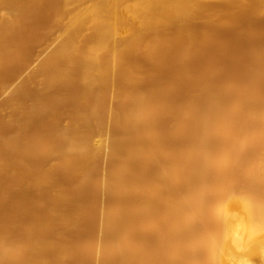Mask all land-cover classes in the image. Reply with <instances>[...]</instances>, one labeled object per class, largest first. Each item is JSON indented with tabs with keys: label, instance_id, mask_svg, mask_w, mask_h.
I'll return each instance as SVG.
<instances>
[{
	"label": "bare ground",
	"instance_id": "obj_1",
	"mask_svg": "<svg viewBox=\"0 0 264 264\" xmlns=\"http://www.w3.org/2000/svg\"><path fill=\"white\" fill-rule=\"evenodd\" d=\"M46 1L51 0H0V8L6 9V12L0 10L1 86L9 81L5 67L4 72L1 70L5 63L2 59L7 53L10 55L14 45H19L13 37H19L21 31L16 32L22 22L30 20L33 13L38 14L36 11ZM70 1L57 0L55 23L51 27L57 25L58 30H53L54 33L57 30L60 40L35 73L22 81L17 92L10 96L16 97L18 104H14L18 111L9 121L13 131L0 141L14 145L11 149L23 146L20 162L27 164L37 150L35 145L41 147L44 156L56 157L59 167L67 168L71 177L78 178L75 186L67 190L70 185L60 184L58 178L52 181L57 176L50 174L53 166H43L35 179L43 186L48 183L58 202H69L72 206H79L83 200L86 203L83 187L91 183L110 198L109 204L99 210L97 237L94 239V235V241L87 244L98 264H264V90H253L246 96L244 89L231 92L227 86L221 90L224 81L216 89L219 83L213 86L207 76L209 82L206 79L202 85L199 81L200 91L193 89L196 95L188 99L187 94L184 98L178 95L179 89L173 83L176 77L191 82L187 63L195 57L203 33L213 31L216 26L226 27L223 25L229 17L236 18L248 9L264 12V0H73L75 4L69 6ZM17 51L15 48L14 52ZM32 81L38 82L41 91L23 93L27 82ZM195 85L193 88H198ZM75 86L79 88L81 103L73 110L70 123L61 127L52 118L49 129L44 126V132L31 134L36 121L46 118L53 110L48 97ZM109 92L114 95V103L105 117L103 104ZM11 99L2 102L6 104ZM25 100L27 107H23ZM95 130L100 135L97 138ZM45 132L47 141L42 139ZM105 146L110 150V162L99 177L95 167L101 160L99 157L104 156L101 151ZM3 149L0 147V177L10 176V166L13 167ZM31 165L27 166L31 168ZM9 167V173H4ZM54 170L52 173H56ZM26 180L28 183L29 178ZM16 187L19 189L21 185ZM19 203L21 209L23 205ZM58 207L59 204L51 212L54 210L62 219L64 227H71L73 215ZM64 227L62 230L67 231ZM1 230L0 264H51L49 251L62 250L55 240L43 237L42 240L36 234L37 238L11 239L14 235L10 237L6 227ZM85 261L86 258L83 264Z\"/></svg>",
	"mask_w": 264,
	"mask_h": 264
},
{
	"label": "rangeland",
	"instance_id": "obj_2",
	"mask_svg": "<svg viewBox=\"0 0 264 264\" xmlns=\"http://www.w3.org/2000/svg\"><path fill=\"white\" fill-rule=\"evenodd\" d=\"M74 2H75V0H74ZM74 2H73V0H71L69 2V6L71 4L73 5ZM46 3H48V4H46ZM46 3L43 4V7L41 6V8L39 9L40 11H38V10H37L38 12L36 11V13H38V14H34L33 13L34 16H32L33 15L32 14L31 17L28 18L30 20L26 19L27 21L24 20L22 22L23 24L21 23L22 26H23V27L20 26L22 28V30H20L21 29L20 28L16 32V33H19L21 31V33L19 35L20 38L19 37L16 38L18 35H16V36L13 35L14 36L13 40L16 41L15 43L19 42V43H17L19 45H14L9 50L10 51L9 52L10 55L7 56L8 55V53H7L6 57H4L2 59V62H5V63H2L1 70H2V72H4L6 70L4 73L9 74V78H8L9 81H7V83H6V85L4 87L0 85L1 86L0 87V109H2V111H3L2 116H0V117H2V119L4 120V122L0 123V125H1L0 127L2 128V129H0L1 130L0 131V133H1L0 134V139H1L2 136L10 135L11 132L13 131L12 129H14V126L9 124V121L12 120L13 114H15V115L17 114L15 111H18V109H16L17 107H15L16 106L15 104L17 103L15 101L16 97L15 96L10 97V96L15 91L17 92V90L19 88L18 85H21V83H23L22 81L27 80L31 75H33L35 73L34 71L37 69L39 64L43 61V59L46 57V55H48V53L57 45V43L60 40V37L59 38L57 37V36H59V33L57 32V30H58L57 25L55 24V28H54V26H52L53 28L51 27V25L53 23H55L54 22L55 21V17L54 16L57 13V9L56 8L58 6L57 5L58 2H57V0L56 1L55 0H51L50 2L46 1ZM0 10H3V12H6V9L4 7H1ZM248 10L249 11L246 10L245 12H243L241 15H239L236 18H234V17L230 18L229 17L226 21L228 22V20H229L230 23L227 24V22H225L226 24L223 25V27L224 26H226V27L220 28V26H216L218 28L215 27L216 29L214 28L213 31H211L212 30L211 29L209 33L205 32L208 35H206L204 33L202 34L204 36L201 35L202 36L201 38H203L202 39L203 42L201 41V43L198 44L197 49H196V53L194 54L195 57L193 56L194 58H191L188 61L189 63H187V70H188V72H190L189 76L192 75L191 76L192 78L191 77L188 78L189 76H187L186 78H188V80L190 79L189 81H191V82L187 81V83H186V81H184V80H187V79H185V78L183 79V77L182 78L179 77L178 80L182 79V80L179 81L180 83L177 80L178 77L174 78V80H173V83H175V85L179 89V90H177L178 93H179L178 94L179 96L182 95V97L184 98V96L187 94L186 97L188 96L187 97L188 99L192 95L195 96L196 92H198V90L200 91V88L202 87V85L205 84V80L207 79L206 78L207 76L210 79V82H209L208 79H207L208 81L206 80L207 83L208 82L211 83V79H212V83L211 84L213 86L216 83H219L218 84L219 86L216 84L215 87L217 86V87L221 88L222 87L221 85H224V83H225V85L223 86V88H221V90H225L227 88V86H229L227 89H229L231 92L233 90L237 91L239 89H241V90L244 89L242 91L244 92V94L246 96H250L252 94L253 90H261V89L264 90V85L262 84L264 82V80H263L264 79V72H261V71L264 70V69H262L264 67V64L263 63H259V60L261 62L264 61V55H262V54H264V12L257 13L254 9H248ZM247 12H248V14H247ZM35 17H36V19H35ZM245 17L248 19V21H247V19ZM237 21L239 23H241V24H239ZM254 21L256 23H254ZM243 24H244V26L242 27ZM221 27H222V25H221ZM47 28L50 31H48ZM53 29H57V30H55L56 34L54 33ZM40 32H42V33L40 34ZM16 33H14V34H16ZM210 33L212 35L213 34L214 35L212 36ZM42 35H44V36H42ZM209 35H211V36H209ZM204 37H207V38L204 39ZM212 38H214V39H212ZM17 39H19V40L17 41ZM205 41L208 43V45H207V43ZM254 42L257 43V44H255ZM212 44H213V46H212ZM15 48H16V51L18 49L17 52H14ZM216 48H217V50H216ZM262 50H263V52H262ZM15 53H21V54H15ZM210 53H211V55H210ZM206 54H207V56H206ZM220 58L223 61H221ZM6 60H7L8 63L6 62ZM5 64H7V65H5ZM8 65H10V66L8 67ZM258 65H260L261 68ZM4 67H5V70L3 71L2 68H4ZM189 67L191 69H189ZM203 67H204V69H203ZM257 67H259V68L256 70L255 68H257ZM208 68H209V71L207 70ZM211 69H214V70L216 69V70L215 71H211ZM258 70H259V72H258ZM207 73H210V74H207ZM204 74L205 75L207 74V75L204 76ZM213 74L216 76V78L212 77V76H214ZM202 76H204V77H202ZM257 76H259V78ZM260 76L262 77L261 81H260ZM198 78H199V80H198ZM202 78L204 80H202ZM196 79L198 81H196ZM227 79H228V81H227ZM245 79H246V82H247L248 79L250 80V82L248 80V82H247L248 84H247L245 82ZM231 80H232V82H231ZM199 81H200V83L202 85L199 83ZM222 81H224L223 84H222ZM229 81L231 82V84H230ZM241 81H243V82H241ZM257 81H258V83H257ZM259 81L262 82V83H260ZM32 82H27V84L25 86L26 88L24 87L22 89L23 93H25V94H33V93H37V92L39 93L41 91V88H40V85H38V82H36V81L35 82L32 81ZM183 82H185V83H183ZM202 82H204V83H202ZM177 83H179V87H178ZM188 83H190V85H187ZM196 83L198 85V88H196L197 87L195 85ZM255 83L258 86H256ZM199 84H200L201 87H199ZM249 84L251 85V87L249 86ZM31 85H33V86H31ZM194 85L196 86L195 88H193ZM232 85H234V86H232ZM243 86H244V88H243ZM217 87H216V89H217ZM253 87H255V88H253ZM186 89H187V91H186ZM193 89L194 90L196 89L197 91L194 92ZM180 90H182V91H180ZM189 90H190V92H189ZM78 91H79V88L78 87L76 88V86H75V87H72L71 89L70 88L60 89V90H58L56 92L55 96L50 95L48 97V99H49V104L52 105V107H53V110L51 112H49L48 115L45 116L46 118L39 119V121L41 120V122L43 120V122H44V123L42 122L43 124H41V122H39L38 120L36 121V123L34 124V126L32 128V131H30L31 134H37L40 131H43L44 129L46 130V128H44V126H46L49 129L48 126L52 125V120H54L52 118H56L59 121L61 127H65L68 123H70V121L72 119L73 110L75 108H77V106H79V104L81 103L80 102L81 99L79 98ZM189 93H191V94L189 95ZM232 94H234V93H232ZM112 95H111V92H109L108 95L106 96V99H107L106 103H105V100H104L103 109H105V111H104L105 117H107V115H108L107 113H110V110L112 109L111 106L114 103V98H113L114 95L113 96ZM6 96H9L12 99H11V101L8 100L9 103L7 101V103L4 104L6 102L5 101L6 99H10L9 97H6ZM18 99H17V101H18ZM2 100H4L5 102L4 101L2 102ZM109 100H110V103L108 102ZM10 102L11 103L13 102V106H11L13 109L10 107V105H12ZM25 102L28 104V100L24 101L23 107L24 106L27 107V104ZM3 104L4 105H8V106L4 107ZM10 109H12V110L10 111ZM2 111L0 110V113ZM107 121H106V125H107ZM47 123L49 125H47ZM104 125H105V123H104ZM6 127H7V129H6ZM11 127H12V129H11ZM3 128H5V129L3 130ZM42 128H44V129H42ZM96 131L97 130L94 131L95 138H97L96 136L99 134V133H97L98 131L97 132ZM43 135H44V137L42 139L44 141H47L48 138H47L46 132ZM99 136L100 135H98V137ZM104 136L106 138V135H104ZM173 141L174 140H172L171 142L174 143ZM175 143H176V140H175ZM1 144H4V146H0V147L2 149L4 148L3 150L7 153L6 156H7L8 161L11 162V160H12L11 163H13V167L12 166H10V167L12 168L13 171L9 167L8 169H5L4 173L7 174V172L9 170H11V171H9L10 173L8 172L10 174V176L7 174L8 176L7 175L6 176L3 175L2 177H0V186H1L0 192H2V195L0 194L2 196V199L0 197V207H1L0 208V230H1V228H5L6 227L7 228V232L9 233V231H10V234H11L10 237H12L14 235L13 238H11V239H25L26 237L28 239L29 238L31 239V238H37L36 236H38V237L40 236L39 238L42 239V240H43V238L44 239L47 238L48 241L51 239L52 242H53V240H55L54 241L55 245L56 246L58 245L60 248H62L61 251H63L64 253L62 255L61 251H59L60 253H58V252H53L52 253V251H49L48 254H50V255L52 254L51 256L50 255L48 256L49 257V263H51V264H83V261L85 260V258H86V261L84 262V264H91V263L92 264H96L97 260L94 259V256H92L90 254V251L87 250V248H88L87 244H89L90 240L92 242V240L94 238V235H95V232H96V228L99 231V228H100L99 223L101 221V211H99V210H102L103 207H106L109 204L110 198L108 199V196L106 194H102L95 184H94V186H96V187L94 188L92 186L93 183H91V184H88L89 186H87V184H86L85 187H83V191L86 193V194H84L85 195L84 199H86L85 200L86 203L84 202V200L81 201V203H79V206L77 204L72 206V205H70L69 202H68V204L66 202L60 203V202H58L57 199L55 200L54 190L52 189L51 186H50L51 188H49V185H48L47 182H46L47 184L43 186V185L39 184V182L36 180L37 178H39V175H40L39 172H41L40 170H42L43 166H45L46 164L53 166V168L56 171L53 168H52L51 171L53 172V170H54V172H56V173H52L51 172L50 174H55L57 176H56V178H53L52 181H54L55 179L58 178L57 181L60 184L65 185V186H69L70 185L69 187L65 188L67 190H69V188L71 190V188H73L75 186V182L78 181V178L75 175H73V174L72 175L75 176V178L73 176L71 177V175L69 174L70 172H68L67 168L62 167V166L59 167L60 162H59V160H57L56 157H54V156H49V157L44 156V153H42L43 151L41 150V147L39 148L38 146L35 145V147H36L35 149H37V150L34 152L35 154L33 153L31 155V158H30L31 161L28 162V164H27L25 161H24V163L20 162V160H21L20 151L22 150L23 146L21 148L19 146V147H14V149H11L14 145H12V144L11 145H9V144L7 145L5 141L4 142L0 141V145ZM5 145H7V146H5ZM10 146H11V148H10ZM7 147L10 148V149H7ZM17 148H18V151L16 150ZM104 149L105 150L101 151L103 153L102 155H104V156H102L103 158L99 157V159L101 158V160L98 159L99 161H97V162H99L98 163L99 166L96 164V167H95V173L97 172L96 174L99 177L104 175V171L103 170L105 169L106 166L109 165V162H110L109 161L110 158L108 156V155H110L109 154L110 150H109V148L107 146H105ZM12 150L13 151L16 150V151L13 152ZM10 154H11V157L9 156ZM34 155H36V156H34ZM100 156H101V154H100ZM12 158H14V159H12ZM13 160H14V162H13ZM27 161H29V160H27ZM43 161H44V163H42ZM11 163H10V165H11ZM22 164L23 165L25 164V166L23 167ZM29 164L30 165L32 164L31 168L29 166H27ZM15 165H18V167L15 168L16 167ZM33 167H35V168H33ZM96 168H98L99 171H97ZM65 169H67V170H65ZM66 172H68V173H66ZM35 174L37 176L34 177ZM55 175L53 177H55ZM65 175H66V177H65ZM67 175H69V176L67 177ZM50 176H49V178L51 179L52 175H50ZM32 177H34V178H32ZM24 178H25V182L26 183L28 181V180H26V178L27 179L29 178V182L30 183L28 182L26 184L24 181H22V180H24ZM30 179H32L31 181H33V182H31ZM71 180H72V183H71ZM21 182H23V185H22ZM32 183H35V185L37 184L39 187L36 185L37 188L36 187L34 188L35 185H33ZM88 183H90V182H88ZM16 184L18 186L21 185V187H19V189L21 188V191L24 190V188H26V191L25 190L22 191L23 197H21L22 195L19 196L21 199L18 197V195L21 194L20 193L21 191L19 192V189L16 187ZM30 184H32L33 186H31ZM71 184H73V185H71ZM22 186H24L23 189H22ZM86 186L89 187V188H87ZM28 187H29V190L27 192V188ZM10 189H12V190H10ZM16 190L19 192L18 194H17ZM44 190H46V191H44ZM94 190H95V192H93ZM98 191H99V194H95ZM3 192H5V194ZM11 192H13L14 195L11 194ZM23 192H25V193L27 192V193L23 194ZM87 192H88V195H87ZM89 193H91V194L89 195ZM5 195H6V197H5ZM15 196H17V198ZM89 197H91V198H89ZM94 197H96V199H94ZM97 198H99V199H97ZM96 200H99L100 202L99 201L96 202ZM18 201H20L19 205H21V203L23 205L22 208H21L22 210L19 209L20 206L19 207L17 206ZM55 201H57V202H55ZM84 203H85V205L82 206V204H84ZM94 203H96V206L94 205ZM55 204H56V206H54ZM58 204H59L60 210L64 211V210L67 209L65 212L68 213L70 216L73 215L72 216L73 217V221L76 220V219H79V220H76L74 222L72 221L69 224L70 226L72 224L71 227H69L67 225H66L67 227L66 226L64 227V224H63L64 222L62 221V219H60L58 216L55 215V212H53L54 210L51 212L52 208L57 207ZM99 205H100V207H99ZM75 206H77L80 210L82 208V210L79 212V214L75 213V212H78V210H79ZM4 207H5V209H4ZM59 207H58V209H59ZM96 207H97V209H96ZM16 208H17V210H16ZM74 208H75V210L76 209L77 210L75 211ZM6 210H8V211H6ZM16 211H17V213H16ZM12 212H14L16 215L14 213H12ZM90 212L92 214H90ZM4 214L5 215L7 214L6 217L4 216ZM53 215H54V217H53ZM91 215H93V216H91ZM97 216L100 217V218H98ZM78 217H80V218H78ZM53 218H54V220H53ZM95 218H97L98 220L95 219ZM55 219H57L58 221H60L62 223H59ZM95 221H98V222H95ZM56 222H58V223H56ZM76 223L80 224V225H77ZM60 224L61 225L63 224V225L61 226ZM4 225H6V226H4ZM91 226L93 228H91ZM63 227H64V229H68L67 230L68 232L66 230H64V231H66L64 233V231L62 230ZM73 227H74V229H73ZM0 232H2V230ZM4 232H5V230H4ZM7 232H5L6 235H8ZM77 233H78V235H77ZM35 234H36V236H35ZM97 234H98V232H96V235ZM96 235H95L94 239H96V237H97ZM7 237L9 238V235ZM64 237H65V239H64ZM84 237L85 238L89 237V238L86 241V239ZM69 243H70V246H69ZM62 244L64 246V249H63ZM65 246H66V249H65ZM81 249H83V250H81ZM85 251H87V253ZM60 254H61V257H60ZM73 259H75V260H73ZM79 260H81V263L79 262Z\"/></svg>",
	"mask_w": 264,
	"mask_h": 264
}]
</instances>
